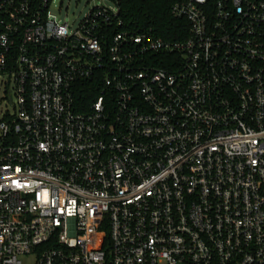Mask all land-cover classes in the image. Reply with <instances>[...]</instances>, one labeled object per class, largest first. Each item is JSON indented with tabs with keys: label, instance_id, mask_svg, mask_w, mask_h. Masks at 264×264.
I'll return each mask as SVG.
<instances>
[{
	"label": "built area",
	"instance_id": "1",
	"mask_svg": "<svg viewBox=\"0 0 264 264\" xmlns=\"http://www.w3.org/2000/svg\"><path fill=\"white\" fill-rule=\"evenodd\" d=\"M107 1L0 0V264H264V0H177L181 41Z\"/></svg>",
	"mask_w": 264,
	"mask_h": 264
},
{
	"label": "trees",
	"instance_id": "2",
	"mask_svg": "<svg viewBox=\"0 0 264 264\" xmlns=\"http://www.w3.org/2000/svg\"><path fill=\"white\" fill-rule=\"evenodd\" d=\"M177 0H122L121 16L127 26L153 30L155 33L171 41L186 40L189 36V23L184 18L172 14V6ZM95 80L85 81L80 85L77 94L80 110L97 97ZM85 105V106H84Z\"/></svg>",
	"mask_w": 264,
	"mask_h": 264
},
{
	"label": "rangeland",
	"instance_id": "3",
	"mask_svg": "<svg viewBox=\"0 0 264 264\" xmlns=\"http://www.w3.org/2000/svg\"><path fill=\"white\" fill-rule=\"evenodd\" d=\"M60 5V17L63 22H68L72 27L84 19V17L95 7L102 3L111 5L107 0H57ZM15 83L10 74L0 76V120L8 112H13L14 108L10 102L9 92L14 89ZM17 102V99L15 98ZM32 260L27 259L26 264H31Z\"/></svg>",
	"mask_w": 264,
	"mask_h": 264
}]
</instances>
